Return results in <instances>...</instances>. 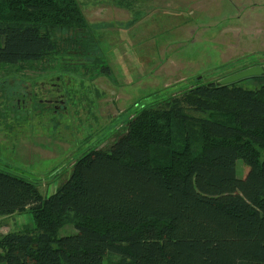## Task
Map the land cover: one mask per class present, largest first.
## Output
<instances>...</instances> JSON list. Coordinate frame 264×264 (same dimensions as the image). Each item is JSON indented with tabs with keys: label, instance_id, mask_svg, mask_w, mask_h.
<instances>
[{
	"label": "trees",
	"instance_id": "16d2710c",
	"mask_svg": "<svg viewBox=\"0 0 264 264\" xmlns=\"http://www.w3.org/2000/svg\"><path fill=\"white\" fill-rule=\"evenodd\" d=\"M92 30L79 0H0V64L87 56ZM26 211L0 264H264V83L196 79L142 107L49 195L0 170V215Z\"/></svg>",
	"mask_w": 264,
	"mask_h": 264
},
{
	"label": "rangeland",
	"instance_id": "374dc122",
	"mask_svg": "<svg viewBox=\"0 0 264 264\" xmlns=\"http://www.w3.org/2000/svg\"><path fill=\"white\" fill-rule=\"evenodd\" d=\"M79 1L97 41L89 55L58 65L0 64V170L34 182L44 195L90 149H109L142 107L196 79L221 81L264 66V0ZM51 82L67 93L65 110L43 101ZM263 83L264 77L237 81L248 89ZM237 166L239 176L248 173L241 159ZM34 225L28 211L0 215V234ZM75 232L68 223L59 236Z\"/></svg>",
	"mask_w": 264,
	"mask_h": 264
},
{
	"label": "flooded vegetation",
	"instance_id": "af4514ba",
	"mask_svg": "<svg viewBox=\"0 0 264 264\" xmlns=\"http://www.w3.org/2000/svg\"><path fill=\"white\" fill-rule=\"evenodd\" d=\"M27 83H29V86H30V84L35 83V79L32 80L31 78H29V79H27ZM39 83H40V86L42 87V85L44 83H46V81L40 80ZM35 85L38 86V84H35ZM49 86L52 89L50 92V96L47 98H44L43 101H46V103L48 105L50 103H54V106H55V108L53 109L54 111L60 110L61 108H63L65 110L67 108V104H66L67 101L64 97L66 94L61 92V88L59 86V83L58 82H51ZM31 92H33V90ZM53 94H57V96H53ZM32 98H34V95L33 96L30 95L29 99L31 100Z\"/></svg>",
	"mask_w": 264,
	"mask_h": 264
},
{
	"label": "water",
	"instance_id": "95a60500",
	"mask_svg": "<svg viewBox=\"0 0 264 264\" xmlns=\"http://www.w3.org/2000/svg\"><path fill=\"white\" fill-rule=\"evenodd\" d=\"M261 75H264V66L263 65L253 66V67L242 70L241 72H238L236 74H233V75L221 80L220 84L233 83V82H237L238 80H241L243 78L261 76Z\"/></svg>",
	"mask_w": 264,
	"mask_h": 264
}]
</instances>
